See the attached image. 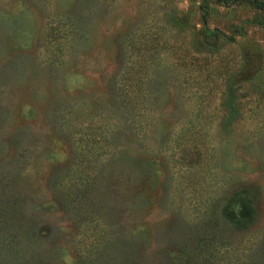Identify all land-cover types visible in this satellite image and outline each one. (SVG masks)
I'll return each instance as SVG.
<instances>
[{
	"label": "rangeland",
	"instance_id": "374dc122",
	"mask_svg": "<svg viewBox=\"0 0 264 264\" xmlns=\"http://www.w3.org/2000/svg\"><path fill=\"white\" fill-rule=\"evenodd\" d=\"M0 264H264V5L0 0Z\"/></svg>",
	"mask_w": 264,
	"mask_h": 264
},
{
	"label": "trees",
	"instance_id": "16d2710c",
	"mask_svg": "<svg viewBox=\"0 0 264 264\" xmlns=\"http://www.w3.org/2000/svg\"><path fill=\"white\" fill-rule=\"evenodd\" d=\"M246 1H250V2H252V3H255V4H257V5H264V2H262L261 0H246Z\"/></svg>",
	"mask_w": 264,
	"mask_h": 264
}]
</instances>
